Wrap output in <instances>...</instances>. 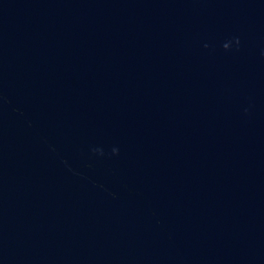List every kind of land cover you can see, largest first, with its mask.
Listing matches in <instances>:
<instances>
[{"label": "water", "instance_id": "95a60500", "mask_svg": "<svg viewBox=\"0 0 264 264\" xmlns=\"http://www.w3.org/2000/svg\"><path fill=\"white\" fill-rule=\"evenodd\" d=\"M0 264H264V0H0Z\"/></svg>", "mask_w": 264, "mask_h": 264}]
</instances>
